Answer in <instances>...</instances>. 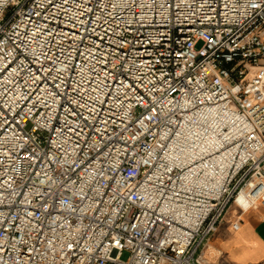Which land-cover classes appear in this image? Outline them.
I'll use <instances>...</instances> for the list:
<instances>
[{"label": "built area", "instance_id": "1", "mask_svg": "<svg viewBox=\"0 0 264 264\" xmlns=\"http://www.w3.org/2000/svg\"><path fill=\"white\" fill-rule=\"evenodd\" d=\"M259 205L264 0H0V264H220Z\"/></svg>", "mask_w": 264, "mask_h": 264}, {"label": "crops", "instance_id": "2", "mask_svg": "<svg viewBox=\"0 0 264 264\" xmlns=\"http://www.w3.org/2000/svg\"><path fill=\"white\" fill-rule=\"evenodd\" d=\"M235 211L232 209L228 213L224 223L219 227L216 234L211 236L203 248L204 255L211 261L220 263L221 258L224 255L226 248L234 249V243L229 240L221 238L222 229L229 223L234 216ZM242 225L239 231L240 234V252L231 253L232 257L242 264H254L264 260V205H259L256 209H253L242 216ZM227 230H231V225H228ZM235 251V250H233ZM212 252H215L212 254Z\"/></svg>", "mask_w": 264, "mask_h": 264}, {"label": "rangeland", "instance_id": "3", "mask_svg": "<svg viewBox=\"0 0 264 264\" xmlns=\"http://www.w3.org/2000/svg\"><path fill=\"white\" fill-rule=\"evenodd\" d=\"M232 209H235V207H233ZM232 209L230 210V212L232 211ZM226 226L223 227L222 229V233H221V238H223L224 240H229V242L234 243V249H229L226 248V251L224 253V255L221 258V262L222 264H242L241 262H239L238 260L234 259L231 255V253L233 252H240V237H242L240 234L242 233V231L237 232L236 234H233V232H231V230H227L226 228L228 227V225H231L230 222L225 224ZM235 250V251H233ZM215 252H212V254ZM129 257V253L128 252H124L123 254V259L127 260ZM211 260V258H210Z\"/></svg>", "mask_w": 264, "mask_h": 264}]
</instances>
